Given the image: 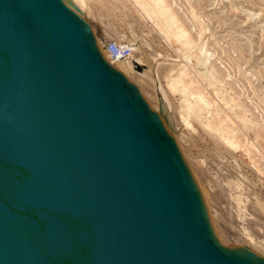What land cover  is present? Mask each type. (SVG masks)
Here are the masks:
<instances>
[{
  "label": "water",
  "instance_id": "1",
  "mask_svg": "<svg viewBox=\"0 0 264 264\" xmlns=\"http://www.w3.org/2000/svg\"><path fill=\"white\" fill-rule=\"evenodd\" d=\"M164 114L65 0H0V264H264L217 242Z\"/></svg>",
  "mask_w": 264,
  "mask_h": 264
},
{
  "label": "rangeland",
  "instance_id": "2",
  "mask_svg": "<svg viewBox=\"0 0 264 264\" xmlns=\"http://www.w3.org/2000/svg\"><path fill=\"white\" fill-rule=\"evenodd\" d=\"M65 1L83 15L101 53L111 40L134 46L135 72L102 55L152 111L163 108L217 242L264 258V0H145L170 8L177 23L169 38L135 0ZM203 38L210 62L204 68L197 56L184 69L177 61Z\"/></svg>",
  "mask_w": 264,
  "mask_h": 264
},
{
  "label": "bare ground",
  "instance_id": "3",
  "mask_svg": "<svg viewBox=\"0 0 264 264\" xmlns=\"http://www.w3.org/2000/svg\"><path fill=\"white\" fill-rule=\"evenodd\" d=\"M78 2H80V4L82 6L85 4L84 0H79ZM135 2L138 5V7L140 8V10L142 11V13H144L145 16L148 17L151 21L155 22L156 26L159 28V32L161 31L162 33H164L167 36V38H169L168 37L169 34H171L172 30H174V27H173L174 23L175 24L177 23L175 20V17H173V15H172L170 8L164 2L161 5L156 4V3H149L145 0H135ZM72 9L75 13L79 14V16H83L79 10H77L75 8H72ZM179 32L183 33L184 36L186 38H188L187 33L181 27H179ZM201 39H202V37L200 38V40ZM187 44H189V42H187ZM204 45H205V38H203L202 44L197 43L187 51L185 61L184 60L177 61V63H183V67H184V69H186L188 67L187 63L193 64L192 61L195 59V57L199 56V57H201V65H202V67L205 68V66L208 64V62H210V57H209V55L208 56L206 55ZM102 53L106 56L104 49H102ZM129 61L130 60L128 59L126 61H120V62H117L114 64L119 65L127 73H129V71H131V72L137 71V65H140V62H136V61L129 62ZM127 62H128V64H127ZM155 72H157V71H154V73ZM185 102L188 103V106L190 109H195V107L193 106L192 103H190L188 98L185 100ZM199 102H201L202 104L207 105V106L210 105V102L206 99V97L204 95H201V94L199 95ZM198 112H200V110H198ZM161 118L164 120L165 126L167 127L168 123H169L167 115L164 114L163 116H161ZM224 141L229 146L234 147V148H237V145L239 144L238 141H236V140L234 141V140H230V139H225ZM250 251H252V250H250ZM252 252H255V251H252ZM255 253L257 254V252H255ZM259 256H261V255H259Z\"/></svg>",
  "mask_w": 264,
  "mask_h": 264
},
{
  "label": "built area",
  "instance_id": "4",
  "mask_svg": "<svg viewBox=\"0 0 264 264\" xmlns=\"http://www.w3.org/2000/svg\"><path fill=\"white\" fill-rule=\"evenodd\" d=\"M104 52L108 61L117 63L126 61L134 54V46L131 44H121L118 41L111 40L103 45Z\"/></svg>",
  "mask_w": 264,
  "mask_h": 264
}]
</instances>
